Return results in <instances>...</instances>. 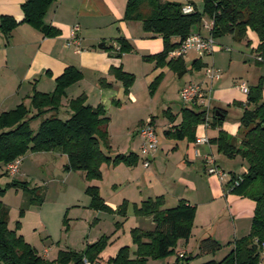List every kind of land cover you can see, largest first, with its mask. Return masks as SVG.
Wrapping results in <instances>:
<instances>
[{
  "label": "trees",
  "instance_id": "16d2710c",
  "mask_svg": "<svg viewBox=\"0 0 264 264\" xmlns=\"http://www.w3.org/2000/svg\"><path fill=\"white\" fill-rule=\"evenodd\" d=\"M56 0H25L21 4L22 22H27L40 29L46 36H55L59 30L44 23L43 18L49 6ZM187 4L170 0H127L123 19L138 21L145 32L159 35L163 48L160 52L142 56L145 61L155 62V66H168L174 73L185 69L183 58H169L168 52L199 25L204 16L209 18L206 23L209 33L214 37L223 33L233 34L236 40L245 37L248 28L255 31L258 44L254 48L256 55H261L264 62V0H202V11H198L194 3L190 12H183ZM19 21L13 17H0V32L8 35ZM116 57L132 50V45L124 38H116ZM199 58L191 61L190 69L198 70L203 67ZM113 78L121 83L127 94L134 81V75L123 70L121 65L110 66L108 70ZM82 78L81 72L67 66L61 74L55 77V86L51 92L33 90L27 96L28 104L21 102L14 108L0 113V164L4 166L27 152L60 151L65 156L62 165L64 171H82L88 181L99 180L102 177L101 166L123 163L132 166L137 163L138 155L134 152L118 153L109 156L106 151L110 148L108 139L109 117L102 104L91 106L86 102V95L79 94L70 98L67 106L69 116L63 118L60 108L65 90ZM158 82L154 79L149 87ZM101 88L110 87L111 83L100 78ZM262 79L248 88L246 102L239 117L242 132L240 142L222 129L208 141L215 145L217 153L226 161L243 165L240 174L230 169L227 184H231L237 176L240 179L230 190L247 197L254 202L250 230L247 235L236 238L231 249L219 260L209 259L198 264H257L259 262L261 244L264 242V99L262 97ZM240 104V103H238ZM241 105V104H240ZM180 121L163 131L167 138L180 140L187 137L195 140L196 127L201 123L208 126H220L225 119L226 111L221 108L212 109L211 120L206 118L203 110L183 106L180 111ZM176 115L167 113L172 123ZM36 120V127H31ZM152 124V119H150ZM221 166V165H220ZM222 168L223 165L221 166ZM231 168H233L231 166ZM226 169V168H225ZM1 175V174H0ZM12 177V176H11ZM14 177V176H13ZM7 186L20 187L30 195V202L42 201L38 186L29 187L26 181L13 179ZM5 189L0 188V193ZM84 192L90 197V206L94 209L115 210L124 215L127 201L123 200L115 209L105 203L98 186L88 185ZM136 215L151 216L154 226L143 230L138 227L130 229L134 245V259L128 258L126 246L119 248L117 255L106 264H145L148 257L165 258L175 252L179 239L188 240L195 214V205L185 199H180L175 206L164 207V196L148 197L134 204ZM7 207L0 200V261L3 264H82L83 259L92 264L97 260V252L104 243L101 237L90 244L84 251L59 250L54 260H48L37 254L35 248L26 242L16 229L8 228ZM221 245L210 235L202 237L197 245L198 255L217 251ZM193 256L189 255L188 260ZM185 259L183 253L176 260Z\"/></svg>",
  "mask_w": 264,
  "mask_h": 264
},
{
  "label": "rangeland",
  "instance_id": "374dc122",
  "mask_svg": "<svg viewBox=\"0 0 264 264\" xmlns=\"http://www.w3.org/2000/svg\"><path fill=\"white\" fill-rule=\"evenodd\" d=\"M190 1L194 2L198 11H202V0H185L183 2L189 3ZM207 21L209 18L204 16L199 24L200 32L203 35L210 34L209 27L205 26ZM245 35L247 39L245 38L244 41L241 39L243 41L241 43L236 41L233 34L228 32L214 36L215 44L212 55H200L194 51H189L184 57L186 72L179 78L172 73L168 74L164 81L163 78H159L155 86H152V91L148 87L150 82L147 83L145 77L147 71H142V68H146L149 63L143 60L142 56L143 61L137 57L142 53H140L136 41H132L134 51L126 56V66L134 75L131 86H133L136 94V101H127L120 107L111 105L107 109L108 117H110L108 124L110 148L106 151L109 156L118 153H136L138 161L132 167V172L123 163L116 166L103 164L101 166V179L87 181L82 176V171L63 172L62 164L65 162V156L58 150L25 153L22 156L23 162H20L18 166L19 172L14 177L5 174L3 165L0 164V188L5 189L3 193H0V200L7 207L8 228L13 230L17 228L16 233L21 234L24 240L35 248L37 254L48 260H54L59 250L84 251L101 237L104 238V243L98 250L97 260L93 264H106L117 255L119 248L123 246L127 247L128 258L134 259L133 253L136 246L132 241L130 229L138 227L148 230L154 226L151 216L135 214L134 204H139L148 195L155 197L165 194L164 207H172V204L169 205L170 196L165 193L164 189L166 188L168 191L184 189L185 197L190 195V198H193L190 199L193 200L191 202L194 205L197 204L195 205L191 234L186 247L188 253L193 256L191 259L193 262L189 264H198L206 260L202 257L203 255H198L195 243V238H198L204 231H214L219 228V234L223 238L233 240L230 246L232 247L234 239L229 237L231 220L221 214H216V203L211 204V207L216 205V210H207L210 208V204H206L205 199L208 195H204L203 192L210 185V180H208L207 174L200 175L202 161L198 157L191 159L188 155L193 140H189L187 137L175 140L164 135L163 131L168 123L164 116V110L170 107L174 111H178L182 104L178 90L184 82L201 80L204 67L198 70L192 69L193 72L189 73L191 61L195 57L200 56L203 60H208L213 56L216 68L222 77H225V68L230 60L236 62L247 58L249 66L246 65L249 68L258 67L259 65H256L254 60L257 34L248 28ZM246 40L250 41L246 42ZM144 52L148 53L144 56L154 54L153 47L150 46ZM169 58L167 57L166 60ZM252 75L253 72L248 71L247 76H245L249 79ZM151 117L154 120L158 144L157 149L152 153L154 158L147 167H144L142 162L145 156L139 150L141 144L138 136L139 123L141 121L144 123ZM233 117L234 115L230 113L220 126H209L206 135L203 128L197 126L195 138L205 136L212 138L213 135H217L219 129L231 136L240 138L242 128L236 124L237 122L232 119ZM208 120H211L210 114H208ZM38 121H34L31 127H36ZM212 152L217 156L214 148H212ZM218 157L221 158L220 154ZM242 170L238 171L237 174H240ZM13 179L26 181L29 187L38 186L39 190L36 193L41 195L42 201L38 203V200L35 199L34 203H29L30 195L24 190L20 187L6 185ZM223 182L229 191L230 184L226 183L227 180ZM88 185L98 186L105 203L110 207L114 204L115 207H111L112 209H115L123 200L127 201L125 214H118L115 210L92 208L90 197L84 192L85 186ZM140 190L142 195H140ZM205 225L206 227H203ZM179 240L185 241L184 239ZM178 241L175 248L180 246ZM226 244L228 242L222 246L227 247ZM230 247L226 248L225 251L227 252ZM44 248L48 249L47 254H43ZM173 256L174 254L165 258L148 257L145 264H167L166 260L169 257L173 260ZM56 264L66 263L57 262ZM177 264H185L184 259L179 260ZM257 264H264L263 255L260 254Z\"/></svg>",
  "mask_w": 264,
  "mask_h": 264
},
{
  "label": "crops",
  "instance_id": "0c3cea01",
  "mask_svg": "<svg viewBox=\"0 0 264 264\" xmlns=\"http://www.w3.org/2000/svg\"><path fill=\"white\" fill-rule=\"evenodd\" d=\"M24 1L25 0H0V17L6 15L19 21L8 35L0 32V113L14 108L21 102L28 104L29 99L27 96L30 95L34 89L40 92H51L55 86V77L61 74L67 66L77 68L81 72L82 78L65 90V95L62 99L63 106H61L59 111L60 115L63 114V118L68 117L70 113L67 106L69 99L74 98L81 93L86 95L87 104H90L91 106L102 104L107 115V109H109L111 105L120 107L121 104H124L127 101H136V94L134 93L133 86H131L128 93L125 94L121 83L109 74V67L121 65L123 70L131 72L126 66V56L132 54L131 52L134 51L132 41H136L139 51L142 53L137 56L140 59L144 54H148L144 51L150 46L153 47L154 54L160 52L163 48V42L159 35L145 32L142 29L140 22L123 19L127 0H56L49 6L43 18L45 24L59 30V33L55 36H46L40 29L27 22L21 21L23 18L21 4ZM170 1H178L183 4L193 2L190 1L189 3H184L183 1L185 0ZM74 24H78L80 28L79 36L83 48L80 52H75L73 47H68L65 44L66 39L69 36L70 28ZM205 26H208L206 22ZM195 27L196 26L192 28V32L201 33L200 25H197L196 28ZM119 37L127 40L132 45V50L130 53L122 54L121 57H116L115 50L117 44L115 40ZM246 37L247 36L245 35L242 40L244 41ZM242 40L236 41L241 43ZM249 41L250 40H246V42ZM258 42L259 40L257 37L256 46ZM100 43H103L101 48L98 47V44ZM196 58H199L204 64L203 67L207 65H213L216 67L215 58H213V56L208 60H203L200 56L193 59ZM255 62L257 63L256 65L259 66L255 69L253 68L254 71L248 67L249 63L247 58H243L240 61L237 60L236 62L230 60L227 67H223L226 69L225 77L221 76L219 80L214 81L212 84L211 94L213 98V109H224L226 111L225 119H227V116L232 113L234 115L232 119L237 122L236 124L238 126H240L239 117L246 102V93L240 89L239 85L244 83L249 88L261 77L263 85L262 97L264 99V62L260 63L256 60ZM148 63V66L142 68V71H147L145 77L147 83L150 82L149 85L154 79L163 78L164 81L166 76L171 73L177 76V73H174L168 66H155V62L153 61H148ZM246 64H248V66ZM184 71L186 72V70ZM248 71L253 72V75L249 79L246 78ZM192 72L193 70L190 69L189 73ZM100 78H105L111 83V86L101 88L98 84ZM182 107L183 105L181 104L178 111H174L170 107H167L164 110V116L166 118L168 112L176 115L172 123L167 118L168 123L166 129L180 121L179 111ZM151 119L154 126V120L152 117ZM142 124L143 121L139 123V129ZM198 126L203 128L206 135V130L209 126L204 123H201ZM215 135H213L212 138L215 137ZM205 137L210 139L207 136ZM235 140L237 143L240 142V138L235 137ZM206 143L208 145L205 143L196 144L194 140L192 142L193 149L191 148L188 150V155L191 159L198 157L202 161V166L200 168L202 172L200 175L207 174L209 176L208 180H210V185H208L205 192H203L204 195H208L205 201L206 204H210V208L207 210H216V205L211 207V204H217L216 214H221L232 221H230L231 232L229 233V237H233L235 240L236 238L248 234L250 230V220L254 209V202L247 197L227 191V187L226 185L224 186L223 181H220L216 176L207 173L205 159L206 157H212L217 166L222 168L221 166L223 165L224 168L222 169L224 171H228L230 168L237 173L244 169V166L240 164L233 166L231 160L230 162L226 161L221 155V158L218 157L219 153L215 156L212 152V148L216 151L215 145L211 144L209 141ZM153 158V154H151L150 157H148L149 162H151ZM20 162H23L22 157ZM134 165L127 166L131 172ZM231 166L233 168H231ZM63 172L68 171L63 170ZM21 175L24 174L21 173ZM82 176L84 177V173ZM164 190L165 193L170 196L171 200L169 199V205L172 204L173 206L177 204L180 199H185L190 203L193 201L190 200L193 199L190 198V195H187V198L185 197L184 189L180 191H168L165 188ZM139 192L140 195H142L141 190ZM160 195H163L164 198L166 197L165 194ZM145 197L148 198L152 196L148 195ZM165 201L166 198L164 200V205ZM111 207H115L114 204ZM212 212L214 213V211ZM203 227H206V225ZM218 229L219 228H216L214 231H204L198 238H195L196 249L199 240L207 235L213 237L221 247H223V249L220 247L215 252L204 254L202 257L206 260H219L231 249V241L233 240L223 238L221 234H219L220 232ZM178 242H180V246L179 248H175L174 259L171 260V257H169L166 260L167 264H177L178 261L176 258L179 253L184 254V260H187L189 255L192 256V254H189L186 249L188 245L187 240H179ZM227 242V247L222 246ZM228 247H230V249L226 252L225 250ZM191 262H193V260L190 259L187 264Z\"/></svg>",
  "mask_w": 264,
  "mask_h": 264
},
{
  "label": "built area",
  "instance_id": "2783aa9c",
  "mask_svg": "<svg viewBox=\"0 0 264 264\" xmlns=\"http://www.w3.org/2000/svg\"><path fill=\"white\" fill-rule=\"evenodd\" d=\"M192 6L187 4L183 8V12H190ZM79 25L74 24L70 28L69 36L66 39V46L73 47L75 52H80L83 48L81 46V38L79 36ZM214 39L211 34L203 35L201 33H190L178 47L170 50L168 52V57L170 58H184L189 51H194L196 53L211 55L214 51ZM255 60L263 61L261 55H256ZM221 78L220 71L213 65H207L203 68L202 78L199 81H189L184 83L178 91L181 102L183 106L194 107L199 110H203L208 118V114L213 109V98H212V84ZM240 89L244 92H248V87L241 83ZM205 125H208L206 122ZM138 136L141 140L139 150L142 155L145 156L142 165L147 167L149 165L148 157L157 149L158 138L155 132L153 124L150 120L144 122L139 131ZM208 139L206 137H197L195 139L196 144L206 143ZM206 171L210 175L216 176L220 181L229 179V174L222 168L215 164L212 157H206L205 159ZM20 164V159L16 158L13 161L5 165V170L9 176H15L18 171V166ZM240 176L238 175L236 179L229 185V191L234 185L238 183ZM260 254L264 256V242L261 244ZM44 254H47L48 250H43ZM0 264H3L0 261ZM82 264H92L86 259H83Z\"/></svg>",
  "mask_w": 264,
  "mask_h": 264
},
{
  "label": "water",
  "instance_id": "95a60500",
  "mask_svg": "<svg viewBox=\"0 0 264 264\" xmlns=\"http://www.w3.org/2000/svg\"><path fill=\"white\" fill-rule=\"evenodd\" d=\"M102 45H103V43H100V44H98V47H99V48H101V47H102ZM184 72H185L184 70H182V71L178 72V73H177V76H178V77H181V76H182V74H183Z\"/></svg>",
  "mask_w": 264,
  "mask_h": 264
}]
</instances>
